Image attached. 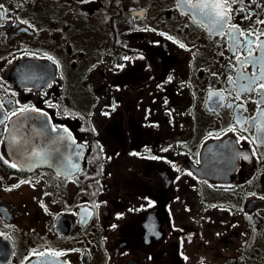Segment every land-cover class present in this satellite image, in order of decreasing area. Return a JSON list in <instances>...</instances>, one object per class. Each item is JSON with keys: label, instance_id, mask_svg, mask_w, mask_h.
Instances as JSON below:
<instances>
[{"label": "flooded vegetation", "instance_id": "1", "mask_svg": "<svg viewBox=\"0 0 264 264\" xmlns=\"http://www.w3.org/2000/svg\"><path fill=\"white\" fill-rule=\"evenodd\" d=\"M0 5V264H264V0Z\"/></svg>", "mask_w": 264, "mask_h": 264}, {"label": "water", "instance_id": "2", "mask_svg": "<svg viewBox=\"0 0 264 264\" xmlns=\"http://www.w3.org/2000/svg\"><path fill=\"white\" fill-rule=\"evenodd\" d=\"M29 264H57V262L52 260L48 256H42Z\"/></svg>", "mask_w": 264, "mask_h": 264}, {"label": "snow or ice", "instance_id": "3", "mask_svg": "<svg viewBox=\"0 0 264 264\" xmlns=\"http://www.w3.org/2000/svg\"><path fill=\"white\" fill-rule=\"evenodd\" d=\"M205 6H206V5H205ZM2 7H3V6L0 5V8H2ZM193 7H197V5H193ZM213 7H214V8H221L222 5H220V4H216V5H213ZM217 15L220 16V13H217ZM220 19L223 20V19H224V16H220ZM261 23H264V21H262ZM241 34H243V33H241ZM181 46L183 47V45H181ZM261 87L264 88V84H262ZM15 166H16L15 164L12 165V167H15Z\"/></svg>", "mask_w": 264, "mask_h": 264}, {"label": "rangeland", "instance_id": "4", "mask_svg": "<svg viewBox=\"0 0 264 264\" xmlns=\"http://www.w3.org/2000/svg\"><path fill=\"white\" fill-rule=\"evenodd\" d=\"M176 109H182V108H180L178 105H176Z\"/></svg>", "mask_w": 264, "mask_h": 264}]
</instances>
